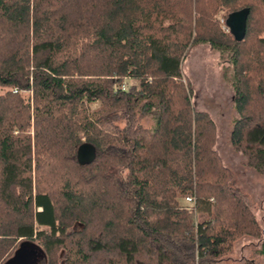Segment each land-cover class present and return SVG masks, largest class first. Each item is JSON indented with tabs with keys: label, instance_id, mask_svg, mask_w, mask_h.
I'll return each mask as SVG.
<instances>
[{
	"label": "trees",
	"instance_id": "trees-1",
	"mask_svg": "<svg viewBox=\"0 0 264 264\" xmlns=\"http://www.w3.org/2000/svg\"><path fill=\"white\" fill-rule=\"evenodd\" d=\"M245 8L236 41L216 16ZM200 44L228 54V142L264 178V0H0V264L34 245L45 264H218L244 238L264 264L257 204L183 79Z\"/></svg>",
	"mask_w": 264,
	"mask_h": 264
},
{
	"label": "rangeland",
	"instance_id": "rangeland-1",
	"mask_svg": "<svg viewBox=\"0 0 264 264\" xmlns=\"http://www.w3.org/2000/svg\"><path fill=\"white\" fill-rule=\"evenodd\" d=\"M221 9L217 18L224 32L228 29L224 23ZM183 79H188L191 88V101L197 112L207 113L216 127V144L214 150L219 155L223 166L228 168L235 176V184L242 188L257 204L256 216L264 229V178L252 169L243 165L244 157L235 152L229 145L228 137L232 123L236 118L233 102V89L231 86L232 64L228 54L221 55L219 51L212 49L208 44H200L189 49L182 62ZM134 80L126 79L122 87L128 88ZM7 88L0 87V94ZM25 98L28 92L23 93ZM97 103L91 104L94 108ZM146 127H151V120L145 121ZM183 207L189 204L180 201ZM28 248V249H26ZM24 254H29V260L33 264H45L42 252L36 245L23 247ZM239 247L236 253L239 254ZM238 257V256H237ZM218 264H232L227 260Z\"/></svg>",
	"mask_w": 264,
	"mask_h": 264
},
{
	"label": "water",
	"instance_id": "water-1",
	"mask_svg": "<svg viewBox=\"0 0 264 264\" xmlns=\"http://www.w3.org/2000/svg\"><path fill=\"white\" fill-rule=\"evenodd\" d=\"M248 11L249 10L245 8L228 21V30L236 41H241L244 38ZM76 159L80 166L90 165L96 159L95 148L87 143L80 145L77 150Z\"/></svg>",
	"mask_w": 264,
	"mask_h": 264
},
{
	"label": "crops",
	"instance_id": "crops-1",
	"mask_svg": "<svg viewBox=\"0 0 264 264\" xmlns=\"http://www.w3.org/2000/svg\"><path fill=\"white\" fill-rule=\"evenodd\" d=\"M238 247L240 250L239 254L236 253V250L238 249ZM257 247H258L257 241H253L247 238L241 239L235 244L234 253L229 259H227V261L231 262L232 264H242L243 261L246 260L250 256L252 248H257ZM21 259H22V262H24V255ZM16 260L17 258L12 259L10 264H15Z\"/></svg>",
	"mask_w": 264,
	"mask_h": 264
},
{
	"label": "built area",
	"instance_id": "built-area-1",
	"mask_svg": "<svg viewBox=\"0 0 264 264\" xmlns=\"http://www.w3.org/2000/svg\"><path fill=\"white\" fill-rule=\"evenodd\" d=\"M227 29H228V27H227ZM183 201L189 204V207H185L186 209L191 210V209L194 208V199H192V198H185V199H183Z\"/></svg>",
	"mask_w": 264,
	"mask_h": 264
}]
</instances>
